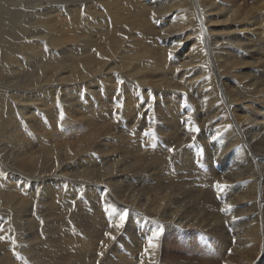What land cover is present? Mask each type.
I'll use <instances>...</instances> for the list:
<instances>
[{
    "label": "bare ground",
    "instance_id": "6f19581e",
    "mask_svg": "<svg viewBox=\"0 0 264 264\" xmlns=\"http://www.w3.org/2000/svg\"><path fill=\"white\" fill-rule=\"evenodd\" d=\"M216 23L223 34L212 28ZM89 88L97 98V88L117 95L114 100L123 96L135 120L142 109L130 103L138 94L150 111L159 101L169 121L160 120L159 133L148 127L133 142L121 138L120 146L110 138L105 150L95 133L80 144L59 141L73 124L58 108L64 98L88 96ZM97 98L96 109L84 107L89 124L110 112ZM217 130L221 136L213 140ZM162 144L176 151H164L159 160ZM113 154L119 162H105ZM123 179L131 191L119 185ZM216 182L231 187L221 193ZM111 186L110 206L119 211L106 218L89 214L97 231L108 224L116 246L123 238L129 247L99 264H163V255L164 264H264V0H0V236L15 239L0 241V264H59L57 254L66 259L95 245L81 229L66 226L74 205L69 195H79L81 209L87 207L82 189L97 198ZM130 203L143 211L133 210L136 219L129 216L126 230L112 227ZM45 211L64 215L66 224L45 238L49 252L31 244L44 236L36 225ZM23 215L30 216L27 231ZM158 226L164 231L150 248L148 237ZM183 228L207 234L197 260L174 251V242L176 256L168 255L166 233Z\"/></svg>",
    "mask_w": 264,
    "mask_h": 264
},
{
    "label": "rangeland",
    "instance_id": "374dc122",
    "mask_svg": "<svg viewBox=\"0 0 264 264\" xmlns=\"http://www.w3.org/2000/svg\"><path fill=\"white\" fill-rule=\"evenodd\" d=\"M250 3H252V1H250ZM223 14H224V12H218V13H216L215 15L218 16L216 19L219 20V21L220 20H223V17H222ZM212 28H215L216 33H219V34H223L224 33L223 24H221V23L214 24V27L212 26ZM158 34L161 35L160 32H158L155 35H158ZM155 40H157V42H158V43H156V45H161V44H159V43H161L159 41L160 40L159 37L158 38L155 37ZM148 41H150V40H148ZM153 41H154V39H151V42H153ZM203 43H204V39H203ZM154 45L155 44H153V46ZM204 46H205V43H204ZM188 51H189V49H188ZM168 61L169 60H167V66H170L169 65L170 64V61L169 62ZM156 71L159 72L158 70H156ZM151 79H159V77L151 78ZM86 82H84V85H90V84L94 83L91 80L90 81H86ZM81 85H83V83H81ZM89 90H90V94L89 95H91V96H89V95L88 96L87 95L85 96L84 95L81 98H77L76 100H75V98H73V100L71 99L72 101L70 100V98H67L68 100L66 98H64V101H62V104H61L62 106L58 108L57 114L62 112L63 115L66 116L69 119V121L71 122V124H73V125H68L66 127V129H65L66 135L63 136L62 133H59V135L57 137V138H59V141H62L63 142L65 140H70V141H74L75 140V141H78L79 144H80V141H81L80 138H83L87 134L95 133V135H97L98 137H101V140L99 141V144L102 145V150H105V147L106 146L112 145L110 143V141H109L110 138H116V140H120L121 142L120 143H117L120 146L122 144L121 138H125L126 140H130V141L133 142V140L140 139L139 135L143 132V128H146L147 131H148L149 130L148 127H152V129L153 128L154 129H157L156 131L159 133V130L158 129H159V124L161 123V121H165V122L166 121H169V118H168L169 116L166 113L165 114L164 113H160V111L158 110L159 101L157 102L156 105H153L152 110L150 111L149 102L148 101L147 102L143 101L142 97L139 96V94H138V98H137L138 100H136V102H134V103H130V104H134L137 107H139V108L142 109V111L140 113H138V116H137V119H136L137 121H136L134 119V117L136 115L135 114L134 115H131L132 114L131 113V109L129 108L130 106L128 105L129 102L126 103L125 100L124 101H120L123 96H120V98H118V100H114V98H116L117 95L116 96L115 95L110 96V94H106V93H108L106 89H103V91L100 92V89L97 88V91L99 93V95H98L99 96L98 97L99 99H98L94 95L96 93L92 90V88L91 89L89 88ZM105 91H106V93H105L106 95L103 94ZM63 95H64V93H63ZM94 97H95V99L97 98V100H99V101L100 100L101 101L102 100L103 101L105 100L104 102L107 103L106 106H111V107H109V111L110 112L107 113L108 115L105 114L106 111H102V112H104V115H103V113L101 112V110L100 109H97L98 110V112L96 111L97 114H95V112H94V114L97 115L98 118L101 117L102 115L103 116L101 118H99L100 121H98V122H92L91 124H89L87 122V120L88 119L91 120L92 119L91 118L92 115L89 114V113H87L85 111V108L84 107H86L87 105H90V103H91V105H93L94 108L96 109V106H95L96 103H94L95 100L93 99ZM162 97H163V95H161L159 97V100L162 99ZM79 99H81V100H79ZM108 100H110V101H108ZM70 102L71 103L73 102L74 104L73 103L71 104ZM109 102H111V103H109ZM76 103H77V105H76ZM192 103H194L193 100H192ZM131 107H133V105ZM44 108H45V110H47V107H44ZM128 109H130V110L127 113V110ZM112 111H113V113H116V114L118 113L121 116L119 117L118 114L113 116ZM185 111H187V109H183V113ZM122 114H124L125 116L122 115ZM128 114H129V116L130 115L131 116L128 117ZM103 117H105V118H103ZM117 117H119V118H117ZM147 118H148V121L150 122L149 124L146 121ZM140 120H142V121H140ZM120 121H122V122L120 124H118ZM71 132H72V134H70ZM163 134L166 135V132L163 133ZM119 135L120 136H123V137H120ZM59 136H62V137H59ZM204 147H206L208 149H211V147L209 145H207V146L205 145ZM169 149H171L170 146H166L165 144H162V151H160L157 159L162 160L161 158L163 157V153H165ZM106 155H110V154H106ZM117 156H118L117 154L116 155L113 154L111 160L110 161H105V162H108V164H109L110 162L116 161L118 163L119 160L117 159L118 158ZM83 157H85V158H83ZM83 157L81 156L80 158L83 159V160H86L87 159V156H83ZM81 159H80V161H82ZM81 169H83V170L86 169V166L85 167L82 166ZM122 181L123 182L120 183L119 185L124 186V187L130 189V191H131L130 181H125L124 179ZM85 185H88V186H96V184H94V183H90V184L86 183ZM107 188H109V191L108 190L107 191H100L101 193L99 194V196L97 198H95V197L92 198V196H94V195H92L93 193L92 194H87L86 193L87 192V189L86 188L82 189L81 190L82 191L81 192L82 193V196L85 197L83 199V201L86 203L87 207H84V208H81V209H78V200H79L78 197H79V195H77V194L76 195H71L70 194L69 195V203H70V206H71V203L72 202L75 201V203H73L74 204L73 205V208L70 209V212L68 214L69 216L67 215V217H68L66 219L67 220L66 221L67 225L65 224L64 219H62V217H64V215H60L59 216L57 214H51V213L45 211V213L43 215V218H41L42 220H40L41 222L39 221L41 225L40 226L36 225L38 229L40 228L44 232L43 233L44 236L43 237H40V238L38 236H35V239L33 240V242H31V244L34 245V247L38 251L43 252L45 250L44 252H49V247L46 244V239L45 238L46 237H49L50 235H52V233L55 232V231L60 232V230H62L61 228L66 225V226H71L72 229H74V228L75 229L76 228L77 229H81L82 232H84L86 235L93 237L95 239V245H93L92 247H84V248H81V253L79 252L80 254H78L77 256H74V254H70L69 255L70 257L68 256L69 258H66V259L62 258L63 256H61L62 255L61 253L60 254H57V259H60L59 264H72V263L73 264H99V262L104 261V259H106L107 257H110L113 260H115L116 259L115 257H117L119 255V251H118L119 248H121V246L126 248V247H129V245L127 244V242L123 238H120V239H118V242L120 243V245L118 244V246H116L117 243H115L113 240H112L113 241L112 242L111 239L105 234V233H108V232H111L112 233L111 227L108 224L106 226V224L104 223L102 225V227H101L102 229H100V231H97V226L95 225V222L93 220V217L89 214V211H93V212L98 213L101 217H105L106 218V216L107 217L109 216V214H108V212L106 210L103 212L104 209L102 208V206H106L107 207L108 205L110 206V204L112 205V202L114 200V195L116 194V188H114V186L107 187ZM108 192H110V193H108ZM130 208L131 209L128 211L129 212V216L131 215L133 217V219H136L133 210L135 211V214L140 213L141 211H143V208H141L139 206L138 207L137 206H134L131 203H130ZM174 208H176V206ZM115 209H116V212L119 211L118 208H115ZM23 217H25L23 219V221H24L23 222L24 229H26V227H27V229L32 228V227H28V225H27L30 216L23 215ZM128 219H130V218L128 217ZM128 219H127V222H126L125 227L123 228L124 230H126L128 228V222H129ZM71 220H73V221H71ZM54 221L56 223H54ZM108 221L110 222V224H113L115 222V220H112L111 221V219H109V218L107 219V222ZM82 225H84V226H82ZM150 227L147 228V229L150 230ZM34 228H35V226H34ZM105 228L106 229L108 228V229L106 230ZM27 229L25 231H27ZM151 229H153V227H151ZM102 230H104V231L102 232ZM93 231H95V232L93 233ZM194 232H196V233H194ZM90 233H93V234L91 235ZM199 233L200 232L198 230H196L195 228H193V229L183 228L181 230H170V231H168L166 233V237H167V239L169 241L167 243V246H168L167 247L168 248L167 250L169 252L168 255H171V258H172L174 255L176 256V254L174 253V251H178L180 253L185 254L187 256V258H190L191 260H197L196 259L197 258L196 251L199 250V246L201 244V241L199 239L198 240L197 239L194 240V239H195L196 234H199ZM100 234H102V237H101ZM204 235L207 237V234L206 233ZM99 239H100L101 242L99 241ZM207 239H208V237H207ZM109 241H111V242H109ZM170 242H174V245L171 247L174 250L173 252H172V250L170 248ZM105 244H106V246H105ZM192 244H193V246H192ZM70 252H71V250H70ZM101 252L104 253L103 256H100L99 255V253H101ZM126 253H127V251H126ZM229 253H230V251L228 250V254ZM135 254H138V252H135V253H132L131 254V256H132L131 258L132 259H133V255H135ZM190 254H191V256H190ZM141 257L142 256L137 257L136 260H140ZM165 260H167V256L165 257L163 255V257L161 259V262L164 264V263H166ZM116 262L117 261H115L114 264H116Z\"/></svg>",
    "mask_w": 264,
    "mask_h": 264
},
{
    "label": "snow or ice",
    "instance_id": "6c2138e0",
    "mask_svg": "<svg viewBox=\"0 0 264 264\" xmlns=\"http://www.w3.org/2000/svg\"><path fill=\"white\" fill-rule=\"evenodd\" d=\"M205 31H206V29H203L201 31V34H200L201 42H203L204 32ZM181 43H182V41H181ZM171 55L172 54L169 53V56L170 57H171ZM123 83H124V81L121 80L120 81V84H123ZM61 115H63V113ZM117 118H119V117H117ZM190 119H191V117H189V120ZM231 127H232L231 125L228 126V128H231ZM189 130L190 131H193V132H196V133H199L201 131V129L198 126L193 127L191 125H189ZM145 135H152L153 136V143L150 144V145H148V146L149 147H153V148L156 147V144H155L156 136H155L154 132L145 133ZM220 136H221V132L219 130H217L216 135H214L212 137V139L213 140H216ZM195 139L196 138L193 137V141L194 142H195ZM169 151L174 153L176 151V149L175 148H171V149H169ZM201 151H203V150L201 149ZM242 183H248V182L247 181H244ZM229 187H231V186L228 185V184H221L220 182H216V184H215V188L218 189L219 192H221V193H223ZM73 203H75V201ZM231 208H232V205H228L226 210H230ZM105 210L108 212V214H109L110 217H112L113 214H116V209L112 208L111 206H108ZM128 217H129L128 210L127 209L122 210L121 212L118 213V221L115 224H113L112 227H115L117 229H123L125 227V225H126V222H127ZM0 219H2V218H0ZM233 219H236V218L233 217ZM0 231H3V225L2 224H0ZM163 231H164L163 226H158V228L154 232H152V234L148 237V245H149L150 248H156V247H158V244L155 243V241H157L159 239V237L161 236V234L163 233ZM106 235L110 239H112L113 241L116 240V236L113 235L111 232L106 233ZM199 238H200V240H202L205 243H207V237L203 233L200 234V237ZM3 240L11 241L13 244L15 243V239L12 236H7V237L6 236H0V241H3ZM148 250H149V248H145L144 249L145 252H148ZM99 255L100 256H103L104 253L101 252V253H99Z\"/></svg>",
    "mask_w": 264,
    "mask_h": 264
}]
</instances>
